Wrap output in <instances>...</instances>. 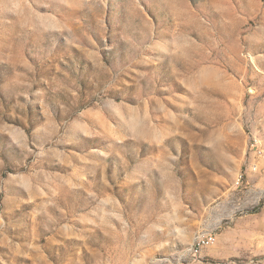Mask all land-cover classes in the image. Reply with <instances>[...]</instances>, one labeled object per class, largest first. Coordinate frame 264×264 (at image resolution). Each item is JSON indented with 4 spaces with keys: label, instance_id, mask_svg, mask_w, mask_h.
Listing matches in <instances>:
<instances>
[{
    "label": "rangeland",
    "instance_id": "374dc122",
    "mask_svg": "<svg viewBox=\"0 0 264 264\" xmlns=\"http://www.w3.org/2000/svg\"><path fill=\"white\" fill-rule=\"evenodd\" d=\"M0 264H264V0H0Z\"/></svg>",
    "mask_w": 264,
    "mask_h": 264
},
{
    "label": "built area",
    "instance_id": "2783aa9c",
    "mask_svg": "<svg viewBox=\"0 0 264 264\" xmlns=\"http://www.w3.org/2000/svg\"><path fill=\"white\" fill-rule=\"evenodd\" d=\"M257 143V140H254L252 147ZM255 167V166H253ZM246 175V171H241L237 174L235 178V185L237 188L242 186ZM214 242V236L211 232H198L195 234L194 247L190 249L189 255L193 258L200 257L203 250L211 246Z\"/></svg>",
    "mask_w": 264,
    "mask_h": 264
},
{
    "label": "bare ground",
    "instance_id": "6f19581e",
    "mask_svg": "<svg viewBox=\"0 0 264 264\" xmlns=\"http://www.w3.org/2000/svg\"><path fill=\"white\" fill-rule=\"evenodd\" d=\"M194 240H195V238H194ZM192 247H194V242H193V244H192Z\"/></svg>",
    "mask_w": 264,
    "mask_h": 264
}]
</instances>
